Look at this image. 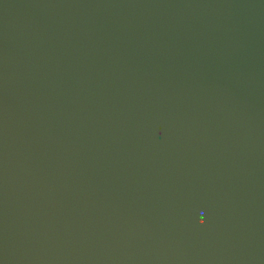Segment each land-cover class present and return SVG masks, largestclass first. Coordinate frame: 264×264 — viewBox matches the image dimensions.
Returning a JSON list of instances; mask_svg holds the SVG:
<instances>
[{
    "label": "water",
    "instance_id": "water-1",
    "mask_svg": "<svg viewBox=\"0 0 264 264\" xmlns=\"http://www.w3.org/2000/svg\"><path fill=\"white\" fill-rule=\"evenodd\" d=\"M0 264H264V0H0Z\"/></svg>",
    "mask_w": 264,
    "mask_h": 264
}]
</instances>
